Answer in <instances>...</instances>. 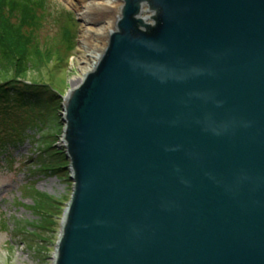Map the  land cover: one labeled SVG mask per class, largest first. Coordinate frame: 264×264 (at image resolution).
Listing matches in <instances>:
<instances>
[{"label": "water", "instance_id": "1", "mask_svg": "<svg viewBox=\"0 0 264 264\" xmlns=\"http://www.w3.org/2000/svg\"><path fill=\"white\" fill-rule=\"evenodd\" d=\"M63 102L55 264H264V0H120Z\"/></svg>", "mask_w": 264, "mask_h": 264}, {"label": "rangeland", "instance_id": "2", "mask_svg": "<svg viewBox=\"0 0 264 264\" xmlns=\"http://www.w3.org/2000/svg\"><path fill=\"white\" fill-rule=\"evenodd\" d=\"M108 1L48 0L46 7L38 11L41 18L38 25L24 30L34 34V39L42 47L41 52L47 48L54 52L53 58H45L39 70L28 73L25 82L52 87L53 91L45 89L50 98L48 106L54 108L61 128L49 140L55 149L46 152L41 143L43 133L29 127L36 116L43 114L45 117V108L41 114L37 107L9 102L8 109H0V142L9 141L5 153H0V264H55L74 188L71 162L64 142V96L80 83L87 68L108 45L122 5L120 0ZM86 7L91 10L86 12ZM105 8H111L110 17L102 22L100 12ZM70 15L76 21H70ZM63 28L74 33L72 50H66ZM56 118L48 116L46 122L51 125ZM12 126L23 133L19 140L15 139V134L11 136H15L13 138L6 137L5 133ZM54 151L58 152L57 155L51 156ZM44 166H49L50 170ZM40 193L57 201L48 205ZM39 209H48L50 216H44Z\"/></svg>", "mask_w": 264, "mask_h": 264}, {"label": "trees", "instance_id": "3", "mask_svg": "<svg viewBox=\"0 0 264 264\" xmlns=\"http://www.w3.org/2000/svg\"><path fill=\"white\" fill-rule=\"evenodd\" d=\"M47 2L48 0H0V107H2L0 109H8L6 107H10L9 102L16 103L18 106L37 107L38 113H41V110L45 108L44 110L47 112L45 117L42 113L41 116H36L30 122L29 127L38 133H43L42 147L45 148L46 152L51 153V150L55 148H52V144L49 142L50 137L61 128L55 116L54 108L48 106L50 98L45 89L52 90V87L35 82H25L28 73L32 70H39L45 58L48 60L53 58L52 49L48 50L47 48L41 52L42 47L34 39V34L24 32L25 29H34L38 25L41 19L38 16V11L45 8ZM69 18L72 19V16L70 15ZM61 31L64 43L67 44L66 50H72L75 46L74 33L67 28H63ZM2 103H4L3 106H1ZM47 108L52 109L48 110ZM48 116L55 117L56 122L49 125L46 122ZM20 133L17 132V127L12 126L5 135L9 138L16 136L15 139L19 140L23 134ZM13 134L15 136L11 137ZM8 143L9 141L0 142V153H5ZM57 153L54 151L51 156H55ZM44 167L50 170L49 166ZM40 197L51 206L57 201L54 197L41 193ZM42 200L41 202H43ZM39 210L44 216H50L48 209Z\"/></svg>", "mask_w": 264, "mask_h": 264}, {"label": "bare ground", "instance_id": "4", "mask_svg": "<svg viewBox=\"0 0 264 264\" xmlns=\"http://www.w3.org/2000/svg\"><path fill=\"white\" fill-rule=\"evenodd\" d=\"M107 2H109L108 0H107ZM111 3V2H110ZM87 9H86V12L87 11H90L91 10V8H88V7H86ZM109 9H111V8H108V9H103V10H101V12H100V16H101V21L103 20L104 21V19H106V18H108V17H110V10ZM102 21V22H103ZM102 22H98V23H102ZM90 27V26H89ZM91 28V27H90ZM90 28H87V29H90ZM88 69H90V67L89 68H87V70Z\"/></svg>", "mask_w": 264, "mask_h": 264}]
</instances>
